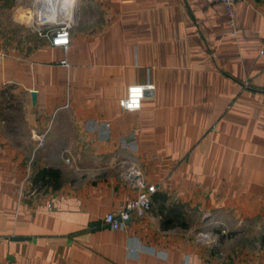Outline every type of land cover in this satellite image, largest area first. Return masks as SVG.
Returning a JSON list of instances; mask_svg holds the SVG:
<instances>
[{"label": "crops", "instance_id": "crops-1", "mask_svg": "<svg viewBox=\"0 0 264 264\" xmlns=\"http://www.w3.org/2000/svg\"><path fill=\"white\" fill-rule=\"evenodd\" d=\"M25 1L0 0V264H264V0L233 26L218 2L78 0L67 49ZM129 168L150 207L111 228Z\"/></svg>", "mask_w": 264, "mask_h": 264}, {"label": "built area", "instance_id": "built-area-1", "mask_svg": "<svg viewBox=\"0 0 264 264\" xmlns=\"http://www.w3.org/2000/svg\"><path fill=\"white\" fill-rule=\"evenodd\" d=\"M207 3L218 2L224 7L228 23L233 26V5L243 0H204ZM25 10L28 14V22L39 36L46 37L53 46H61L67 49L69 45L70 29L77 20L78 0H27ZM62 63L68 65L64 59ZM153 84H131L126 88V94L118 101L123 109L133 110L139 107L140 99L146 91H151ZM38 144L43 143V134L36 135ZM126 177L136 186V194L125 201L119 208L107 212L104 221L111 228L123 226L131 216L142 215L150 207L149 193L138 173L129 168Z\"/></svg>", "mask_w": 264, "mask_h": 264}, {"label": "trees", "instance_id": "trees-1", "mask_svg": "<svg viewBox=\"0 0 264 264\" xmlns=\"http://www.w3.org/2000/svg\"><path fill=\"white\" fill-rule=\"evenodd\" d=\"M48 174L50 177H56L57 172L52 168H44L40 174Z\"/></svg>", "mask_w": 264, "mask_h": 264}, {"label": "rangeland", "instance_id": "rangeland-1", "mask_svg": "<svg viewBox=\"0 0 264 264\" xmlns=\"http://www.w3.org/2000/svg\"><path fill=\"white\" fill-rule=\"evenodd\" d=\"M23 1H25V0H23ZM10 2V0H6V3H9ZM25 2H27V0L25 1ZM64 176H66V179L67 180H72V179H74V176H75V174L74 173H67V174H65ZM58 177V173H57V175H56V177H52L55 181H57L59 178H57ZM62 179V178H61Z\"/></svg>", "mask_w": 264, "mask_h": 264}]
</instances>
